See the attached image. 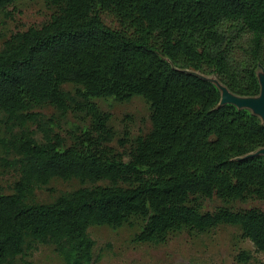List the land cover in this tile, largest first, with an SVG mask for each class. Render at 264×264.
Segmentation results:
<instances>
[{
  "label": "trees",
  "instance_id": "obj_1",
  "mask_svg": "<svg viewBox=\"0 0 264 264\" xmlns=\"http://www.w3.org/2000/svg\"><path fill=\"white\" fill-rule=\"evenodd\" d=\"M16 1L0 0V13ZM46 2L56 8L47 21L0 47V113L9 134L1 143L18 171L11 192L0 193V264H16L38 244L52 246L65 264H90L88 228L133 220L141 221L134 242L228 224L264 252V155L236 159L264 146V124L247 109L217 106L214 83L184 71L213 74L238 95L258 94L264 0ZM133 95L149 104L151 126L127 149L119 140L117 150L110 113L93 99ZM47 105L61 116L82 113L88 125L67 143L54 120L34 111ZM52 178L90 185L37 202L35 190ZM213 197L261 206L204 210ZM250 258L246 250L237 255Z\"/></svg>",
  "mask_w": 264,
  "mask_h": 264
},
{
  "label": "rangeland",
  "instance_id": "obj_2",
  "mask_svg": "<svg viewBox=\"0 0 264 264\" xmlns=\"http://www.w3.org/2000/svg\"><path fill=\"white\" fill-rule=\"evenodd\" d=\"M55 10L56 8L49 5L46 0H17L9 5L0 13V47L12 33L25 30L29 26H40ZM100 16L107 25L118 27L117 21L109 14L102 12ZM211 75L213 74L208 76ZM62 87L73 92L76 86L64 83ZM93 100L101 110L110 113V125L116 133L111 144L117 150H122L119 140L126 142L127 149L135 136L150 129V108L142 96L133 95L124 100L113 97ZM34 111L54 120L55 131L64 136L67 143L74 129L88 125L87 117L79 112L70 111L61 116L49 105L35 108ZM29 128L35 129V125L29 124ZM8 135L5 118L0 113V193L11 192L12 183L18 177V171L11 165L12 156L4 152L1 143ZM41 136L40 132L35 133L38 141L41 140ZM89 185L90 183H81L76 178L67 180L52 178L46 186L35 190L34 199L37 202H49L62 192ZM223 205L238 209L261 206V203L254 199L225 203L213 197L205 201L204 210L213 211ZM140 226L139 220L116 228L107 225L90 226L88 232L94 240L90 264H264V252L255 250L253 244L235 225L221 224L204 232L182 230L171 233L165 242L159 244L134 242L133 235ZM242 250L251 254L248 261L237 259ZM16 264H65V262L52 246L38 244L31 253L18 257Z\"/></svg>",
  "mask_w": 264,
  "mask_h": 264
},
{
  "label": "water",
  "instance_id": "obj_3",
  "mask_svg": "<svg viewBox=\"0 0 264 264\" xmlns=\"http://www.w3.org/2000/svg\"><path fill=\"white\" fill-rule=\"evenodd\" d=\"M184 71L193 73L214 83V85L220 91V99L217 106L233 104L238 109H247L251 112V114L257 116L261 123L264 124V67L262 64L259 63L256 70V76L259 83V93L252 96H244L233 93L226 85L221 83L215 75L208 76L206 74L200 73L199 71L189 69H184ZM256 155H264V146L259 147L255 151L249 152L243 156L237 157L236 159H243Z\"/></svg>",
  "mask_w": 264,
  "mask_h": 264
}]
</instances>
